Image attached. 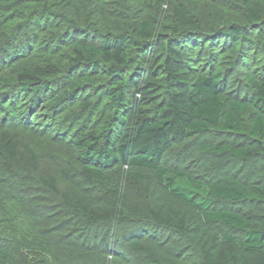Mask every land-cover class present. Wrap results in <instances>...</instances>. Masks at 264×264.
I'll return each mask as SVG.
<instances>
[{
  "label": "trees",
  "instance_id": "16d2710c",
  "mask_svg": "<svg viewBox=\"0 0 264 264\" xmlns=\"http://www.w3.org/2000/svg\"><path fill=\"white\" fill-rule=\"evenodd\" d=\"M13 1L14 6L20 9V17L25 19L31 13H34V18L37 16L29 21V26L38 25L47 18H59L69 25L73 21L95 22V26H84L76 30L78 37H72L68 45L66 70L72 75L81 67H90L98 72L104 65L108 67L110 76L126 74L130 70V53L127 49L129 39L131 36L149 39L155 30L154 22L143 15L136 17L127 30H123L122 23L114 17L95 20L103 10L100 8L105 0ZM241 3L249 20L264 31V0H241ZM174 13L183 25L197 29L198 23L188 16L184 8L175 6ZM217 32L221 37L233 41V52L238 44L251 42L250 33L236 23L223 25ZM29 35L23 33V37H26L24 41L20 31L15 42L23 40L27 43L31 41ZM136 43L139 45L137 49L143 48V43ZM163 57L159 66L150 65L148 75L133 85L131 98L126 95V79L110 88L112 101L122 109L124 115L121 119L123 131L120 134L107 130L108 125H105V132H88L84 137L73 140L82 151L81 158L85 164L75 173L80 175V181L87 184V189L98 188V201L83 190L61 187L57 176L51 171L42 173L41 153L28 144H20L18 132L8 128L0 129V173L19 180L24 177L35 181L34 174L41 172L37 181L50 193L52 199L58 201L63 214L73 217L82 228L77 233L79 241L75 245L64 240L56 250L58 255H54V260L58 264L108 263V254L117 255L120 252L116 250V245L109 248L104 245L109 237L123 242V251L139 255L133 264H185L180 255L172 256L162 251L159 238L162 235L165 237V232L191 242L198 252L200 264H264V227L237 210L219 208L220 204L226 202L264 204V185L243 182L229 175L201 181L183 170L166 167L162 162L164 155L174 145L218 126L234 133L239 140L226 145H206L203 146L204 150L242 160L262 156L264 117L260 114L250 126H246L241 118L246 105L227 98L221 73L198 72L189 67L176 37L169 35L166 38ZM56 73L57 66L50 61L47 64L23 67L13 77L0 78V84L12 90L38 93L40 88H49V78ZM249 81L253 88L254 103L264 112V76L257 78L249 75ZM77 86L71 83L72 89H77ZM70 94L71 90L68 91ZM225 101L229 104L227 112H224ZM117 165L122 168L118 180L100 168L111 169ZM138 168L152 169L162 187L194 206L203 220L146 199L142 195L143 176ZM62 173L66 177L75 174L66 168L62 169ZM17 200L10 199L9 202L15 203ZM1 206L0 228L2 222H5L2 219L7 213H4L8 211L7 207ZM204 223L223 225L243 236L236 237L228 233L220 237L205 228ZM110 226L121 227L122 230H118L120 234L111 233L107 229L99 233L100 228ZM49 231L51 233L53 229ZM10 258V251L0 247V264L8 263Z\"/></svg>",
  "mask_w": 264,
  "mask_h": 264
},
{
  "label": "rangeland",
  "instance_id": "374dc122",
  "mask_svg": "<svg viewBox=\"0 0 264 264\" xmlns=\"http://www.w3.org/2000/svg\"><path fill=\"white\" fill-rule=\"evenodd\" d=\"M14 3L13 0H0V78L13 77L23 67L47 64L50 61L56 64L57 73L49 78V88H40L38 93L12 90L0 84V129L8 128L18 132L20 144H28L41 153L42 173L51 171L57 176L61 187L83 190L98 201V188L87 189V184L80 181V175L75 173L85 164L81 158L82 151L73 140L84 137L88 132H105V125L114 134L123 131V111L112 101L110 88L126 79V95L131 98L133 85L148 75V67L162 63L164 44L169 35L178 39L189 67L198 72L221 73L227 98L246 105V111L241 114L246 126H250L258 115L264 117V112L254 103L253 88L249 81V75L257 78L264 76V31L249 20L241 0H146L143 3L135 0H105L100 8L103 10L95 20L114 17L122 23V29L127 30L136 17L143 15L150 17L155 24L151 38L131 36L127 44L130 70L120 76H110L105 65L98 72L90 67H81L72 75L66 70L68 45L72 37H78L76 30L84 26H95V22L73 21L69 25L59 18H47L38 25L29 26V21L37 16L34 18V13H31L25 19L20 17V9ZM175 6L184 8L188 16L198 23L196 30L182 24L174 13ZM233 23L244 26L245 31L251 35V42L238 44L235 52L231 51L233 41L221 37L217 32L223 25ZM20 31L21 39L26 40L23 33L27 32L31 35V41L16 43ZM136 41L143 43L142 49H137L139 45ZM72 82L78 84L77 89L71 88ZM62 96V100H59ZM228 107L225 101L224 112L228 111ZM237 140L238 136L234 133L219 126L214 127L209 132L197 134L171 147L162 162L166 167L183 170L201 181L229 175L243 182L264 185V155L242 160L228 155H215L203 149L206 145H226ZM64 168L75 174L66 177L62 173ZM100 168L115 180L120 178V166ZM138 171L143 176L141 190L146 199L203 220L194 206L167 192L152 169L138 168ZM40 175L41 172L34 174L36 180L31 181L0 173V204L8 208L2 219L5 222H2L0 228V247L7 248L11 253L10 261L4 264H58L54 255H58L56 250L61 247V243L65 240L75 245L79 241L78 234L82 228L73 217L63 214L58 201L52 199L50 193L37 181ZM10 199L18 200L14 203L9 202ZM219 208L237 210L264 227V204L261 202H226L220 204ZM110 227L100 228L99 233H104L106 229L111 230V233L122 230L121 227ZM204 227L220 237L228 233L236 237L243 236L223 225L204 223ZM51 229L53 231L49 233ZM165 233V237L162 235L159 238L162 251L172 256L180 255L185 264H200L198 252L191 242L171 232ZM119 241L109 237L104 242L107 248L116 245V250L120 252H117L119 255L108 254V263L102 261V264L135 263L139 255L123 251L124 243Z\"/></svg>",
  "mask_w": 264,
  "mask_h": 264
}]
</instances>
